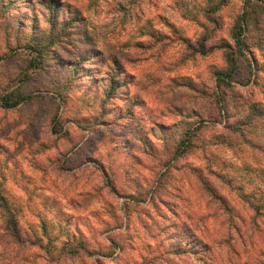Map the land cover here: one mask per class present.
Wrapping results in <instances>:
<instances>
[{"label":"rangeland","instance_id":"obj_1","mask_svg":"<svg viewBox=\"0 0 264 264\" xmlns=\"http://www.w3.org/2000/svg\"><path fill=\"white\" fill-rule=\"evenodd\" d=\"M56 1L51 16L48 0H0V48L32 52L25 31L67 21L59 54L81 61L75 37L103 57L93 114H34V85L15 108L0 92V264H264V153L236 130L262 139L264 0Z\"/></svg>","mask_w":264,"mask_h":264},{"label":"clouds","instance_id":"obj_2","mask_svg":"<svg viewBox=\"0 0 264 264\" xmlns=\"http://www.w3.org/2000/svg\"><path fill=\"white\" fill-rule=\"evenodd\" d=\"M60 25L56 26V34L59 35ZM35 39L52 40L54 36L46 33L37 32ZM73 47L71 54L81 56V61L65 60L59 54L57 49L63 47L68 48V43H55L50 49H36L32 52H24L17 48L16 41L11 42L10 47L15 50L16 55L9 53L8 47L0 48V92L7 90L12 93L17 89L20 93L27 91L25 85H34L33 106L34 114L38 113L42 107L59 108L62 115H78L93 114L91 111L85 112L83 100L91 95L92 91L97 87L98 73L89 71V65L99 64L103 62V57L93 51H90V45L86 43L77 44L76 38L72 37ZM30 40H21V44H30ZM22 62L23 66L19 69L12 68L8 70V64L12 60ZM41 61H43L41 63ZM29 62H34L29 67ZM23 73V81L17 80L18 76ZM60 97L65 102L70 101L69 107L66 109L59 100ZM13 99H16L14 96ZM55 104L53 105V102ZM24 105L21 104V107Z\"/></svg>","mask_w":264,"mask_h":264},{"label":"trees","instance_id":"obj_3","mask_svg":"<svg viewBox=\"0 0 264 264\" xmlns=\"http://www.w3.org/2000/svg\"><path fill=\"white\" fill-rule=\"evenodd\" d=\"M13 3H14V1H13ZM11 5H12V2L5 1L4 5H3V7H4L3 9L11 8ZM44 8L49 10V12L52 16L53 10L57 9V1L56 0H48V2H46V4H44ZM49 18H50L49 22L52 25L51 29L47 30V31H40V33L50 34L51 36H54L55 39H52L50 41L49 40H37V39H35L36 35H34V34H37V33H34V32H37V30H36L37 25L36 24L33 25V28H31V31H33V33H28V31H25V36L28 34L30 36V38H28V40H30L31 43L28 44V46L33 48V51L36 49H49V48H51L52 44L58 43L59 41H61V38H64L66 36L65 33L67 32V30L69 28V25L66 23L67 21H65V20L61 21L55 17H49ZM245 20H246L245 16H243L242 18H240L238 20V24L240 25V27H239L240 31L243 29L242 24ZM31 22H35V21L32 20ZM57 24L60 25L59 35L56 34ZM23 25L24 24H21L20 27H23ZM240 40L242 43L240 42ZM235 42H236V47L238 49V55L243 56V54H244L243 44L244 43H243L242 39L237 38ZM203 47H205V44L202 43L200 46V48H201L200 51L203 54H205V52L202 50ZM227 61L229 63L228 69L217 74V82H218L219 87L222 84L223 85H230L229 79L230 78L232 79L233 75L236 72L235 55H233L232 53L228 54ZM42 62L43 61H41V63ZM116 90H117V87H115L114 79H110L109 90L106 91V94L108 95V97H110L113 94H115ZM14 96L16 97V99H13ZM30 99H31V96H25L22 93H11L9 96L6 97V99H3V100H4V104L7 108H15L21 102L27 101ZM255 116L258 118V117L264 116V114L259 113L258 115H255ZM256 120H253V122ZM253 124L248 125L249 129L247 130V133H245V131H239V129H236V130L239 132V136L244 139V142L247 146H249L251 149H255L257 151L264 153V131H263L264 128L261 127V129H260L263 132L260 134V137H262V139L260 138L259 141L256 142V141H254V139L252 140V138H251L252 137L251 131H252V128L254 126ZM0 200L4 201V197H2L1 195H0ZM0 212H2L3 215H5L4 211H0ZM11 217H13V213L11 211H8L7 221H8V218H11ZM8 223H9V225L13 226V230L17 229L16 222L10 223L8 221Z\"/></svg>","mask_w":264,"mask_h":264}]
</instances>
